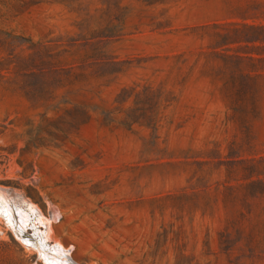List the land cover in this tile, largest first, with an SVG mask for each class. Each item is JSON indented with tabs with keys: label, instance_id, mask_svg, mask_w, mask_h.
<instances>
[{
	"label": "rangeland",
	"instance_id": "1",
	"mask_svg": "<svg viewBox=\"0 0 264 264\" xmlns=\"http://www.w3.org/2000/svg\"><path fill=\"white\" fill-rule=\"evenodd\" d=\"M65 252L264 264V0H0V264Z\"/></svg>",
	"mask_w": 264,
	"mask_h": 264
},
{
	"label": "bare ground",
	"instance_id": "2",
	"mask_svg": "<svg viewBox=\"0 0 264 264\" xmlns=\"http://www.w3.org/2000/svg\"><path fill=\"white\" fill-rule=\"evenodd\" d=\"M16 177V176H15ZM6 190V189H5ZM2 192H3V189H2ZM1 192V194H4V193H2ZM9 192V191H8ZM10 193V192H9ZM3 196V195H2ZM10 197V196H9ZM5 198V197H4ZM19 198V197H18ZM8 199V198H7ZM17 199V198H16ZM9 200V199H8ZM22 200V199H21ZM24 200V199H23ZM20 201V200H19ZM22 202V201H21ZM8 203V202H7ZM24 204V203H23ZM52 204V203H51ZM5 206V205H4ZM9 206V205H8ZM55 206V205H54ZM56 207V206H55ZM16 209V208H15ZM37 210V209H36ZM59 210V209H58ZM13 211V210H12ZM26 211V210H25ZM41 211V210H40ZM3 212V211H2ZM59 212V211H58ZM20 213V212H19ZM40 213H42V212H40ZM60 213V212H59ZM2 214V213H1ZM11 214V213H10ZM26 214V213H25ZM38 214V213H37ZM12 217H13V213H12V215H11ZM26 216V215H25ZM35 217H37V215L35 216ZM55 218V217H54ZM53 218V219H54ZM58 218V217H57ZM8 219V218H7ZM25 219H26V217H25ZM29 219V218H28ZM37 219V218H36ZM38 219H39V217H38ZM22 220H24V219H22ZM21 220V221H22ZM56 220V219H55ZM19 221V220H18ZM27 221H29V220H27ZM25 222V221H24ZM37 222H39L38 220H37ZM33 223V222H32ZM40 223V222H39ZM26 224V223H25ZM34 224H36V223H34ZM49 224V223H48ZM37 225V224H36ZM35 225V226H36ZM39 225V224H38ZM45 225V224H44ZM25 226V225H24ZM29 226V225H28ZM34 226V225H33ZM32 226V227H33ZM26 227V226H25ZM51 227V226H50ZM16 228V227H15ZM45 229H46V226H45ZM20 230V229H19ZM23 230V229H22ZM35 230H36V228H35ZM51 230V229H50ZM45 231V230H44ZM38 232V231H37ZM48 233V232H47ZM51 233V232H50ZM39 234V233H38ZM40 236V235H39ZM49 236V235H48ZM23 239V238H22ZM41 239V238H40ZM24 240V239H23ZM27 240H28V238H27ZM44 241V240H43ZM27 242V241H26ZM31 242V241H30ZM56 242V241H55ZM30 244V243H29ZM48 245V244H47ZM50 245V244H49ZM48 245V246H49ZM60 245V244H59ZM62 245V244H61ZM40 246V245H39ZM45 246V245H44ZM53 246V245H52ZM57 246V245H56ZM43 248V247H42ZM63 250H65V248L63 249ZM68 251V250H67ZM70 253V252H69ZM46 254V253H45ZM55 254V253H54ZM48 255V254H47ZM57 255V254H56ZM58 255H60V254H58ZM70 255V254H69ZM61 256V255H60ZM71 257V256H70ZM68 255H67V253L65 252V253H63L62 254V257L61 258H59V260H57V261H54L53 260V264H80L79 262H77V261H75L74 259H72V258H70ZM43 258V257H42ZM48 258V257H47ZM55 258V257H54ZM49 259V258H48ZM51 259V258H50ZM49 259V260H50ZM51 262V261H50ZM50 264V263H49Z\"/></svg>",
	"mask_w": 264,
	"mask_h": 264
}]
</instances>
